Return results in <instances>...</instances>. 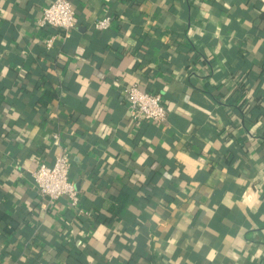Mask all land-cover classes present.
<instances>
[{"label": "crops", "instance_id": "0c3cea01", "mask_svg": "<svg viewBox=\"0 0 264 264\" xmlns=\"http://www.w3.org/2000/svg\"><path fill=\"white\" fill-rule=\"evenodd\" d=\"M50 2L0 0V264H264V0H71L78 25L48 48ZM132 83L164 95V123L129 117ZM63 148L85 209L129 196L67 256L78 217L31 174Z\"/></svg>", "mask_w": 264, "mask_h": 264}, {"label": "built area", "instance_id": "2783aa9c", "mask_svg": "<svg viewBox=\"0 0 264 264\" xmlns=\"http://www.w3.org/2000/svg\"><path fill=\"white\" fill-rule=\"evenodd\" d=\"M113 21V16L106 13L97 18L93 26L96 29L105 30L112 25ZM37 23L42 27L50 26L58 30L46 39V45L50 48L54 45L57 35H68L71 30L77 27L78 16L70 0H51L43 8ZM124 90L128 100V115L131 119L137 122L146 120L155 123H164L167 120V105L161 93L146 90L138 83L128 84ZM52 138L54 144L61 145L59 129L53 133ZM70 168L69 152L63 148L54 156L52 162L42 160L31 170L33 186L38 196L47 205H54L62 196H66L70 207L78 218L85 215L90 216L93 211H89L81 205V195ZM90 235V232L85 234L86 238H90Z\"/></svg>", "mask_w": 264, "mask_h": 264}, {"label": "trees", "instance_id": "16d2710c", "mask_svg": "<svg viewBox=\"0 0 264 264\" xmlns=\"http://www.w3.org/2000/svg\"><path fill=\"white\" fill-rule=\"evenodd\" d=\"M246 78L247 77H243V82L247 83L248 79H246ZM2 100H3V96L0 93V105L3 103ZM56 100H59L58 95L53 90L49 89L44 94L39 96L38 101L43 107H46L50 102H53ZM261 103H263V101L261 99V95L257 94L256 98H254L253 101L250 102V104L248 103L246 105V107L243 108L244 110H242V111L243 112L246 111L247 112L246 114H248L249 112L252 111L254 106H259V105H261ZM261 115H264V113H262ZM18 140H21V139H18ZM12 143H14V142L12 141ZM148 188H149V186H148ZM128 198H129V196L126 193H120L119 196L113 198L112 202L110 203V205L108 207L109 211L111 212L110 216H106V215L102 214V211L99 208L95 207L96 210H94L90 216L85 215V216H82L81 218H73L71 220L72 222L71 221L70 222L74 224V225L72 224V226H73V231L75 232L74 233L75 235H74V237L70 236V240L62 241V243L59 244V246H58L57 252L59 254L62 253V255L67 256V254H71L74 251H81V249H84L81 246L76 245V239H77V233H79L85 229H90L92 231V237L95 238V237H99L102 234V232L104 231V226L106 224L112 225L114 227L115 226L118 227L119 221H117L116 218L119 216L120 211L124 207ZM66 199H68L66 196H62L58 201H64ZM80 201H81V205L85 208L86 205H85L82 197H81ZM89 211H91V210H89ZM70 229H72V228H70ZM117 230H119V229L117 228ZM64 231L65 232L63 233V235L66 236V228L64 229ZM56 235H53L52 240H56V239L58 240V238L60 239V237L56 236ZM116 235H117L116 233L115 234L113 233L111 235V239H110L111 242L110 243L113 246H116V237H117ZM0 239H2L1 235H0ZM2 246L0 245V258H13L14 255H16V254H11L9 249H6V252H5L4 247H2ZM30 258H31L30 259L31 261L29 260V263L33 264L34 257H30ZM129 260H131L130 264H135V260H133L132 257L127 258L125 262H128Z\"/></svg>", "mask_w": 264, "mask_h": 264}]
</instances>
